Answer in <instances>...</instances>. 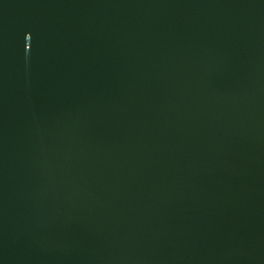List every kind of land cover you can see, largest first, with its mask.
Segmentation results:
<instances>
[{
  "label": "water",
  "instance_id": "obj_1",
  "mask_svg": "<svg viewBox=\"0 0 264 264\" xmlns=\"http://www.w3.org/2000/svg\"><path fill=\"white\" fill-rule=\"evenodd\" d=\"M0 264H264V0H0Z\"/></svg>",
  "mask_w": 264,
  "mask_h": 264
}]
</instances>
